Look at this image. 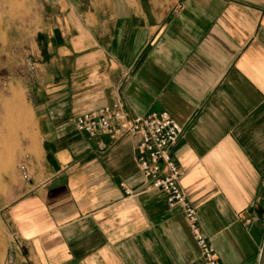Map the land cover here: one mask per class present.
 I'll use <instances>...</instances> for the list:
<instances>
[{
	"label": "crops",
	"instance_id": "crops-1",
	"mask_svg": "<svg viewBox=\"0 0 264 264\" xmlns=\"http://www.w3.org/2000/svg\"><path fill=\"white\" fill-rule=\"evenodd\" d=\"M40 134L0 216V264H203L181 206L143 189L138 137L73 118L167 111L181 185L219 264H264V0H42Z\"/></svg>",
	"mask_w": 264,
	"mask_h": 264
},
{
	"label": "rangeland",
	"instance_id": "rangeland-1",
	"mask_svg": "<svg viewBox=\"0 0 264 264\" xmlns=\"http://www.w3.org/2000/svg\"><path fill=\"white\" fill-rule=\"evenodd\" d=\"M41 5L42 0H0V216L15 196L12 188L28 180L30 157L39 156L30 83L39 71Z\"/></svg>",
	"mask_w": 264,
	"mask_h": 264
},
{
	"label": "built area",
	"instance_id": "built-area-1",
	"mask_svg": "<svg viewBox=\"0 0 264 264\" xmlns=\"http://www.w3.org/2000/svg\"><path fill=\"white\" fill-rule=\"evenodd\" d=\"M78 131L89 137L107 135L112 141L131 135L138 137L136 163L143 176V189L165 192L169 206H181L190 224L203 264H219L211 241L197 224V209L182 185L183 170L172 156V147L183 127L167 111L131 115L121 103L104 105L73 118Z\"/></svg>",
	"mask_w": 264,
	"mask_h": 264
}]
</instances>
